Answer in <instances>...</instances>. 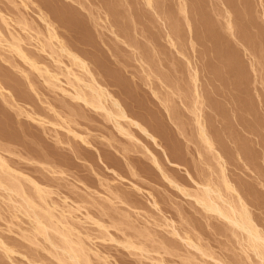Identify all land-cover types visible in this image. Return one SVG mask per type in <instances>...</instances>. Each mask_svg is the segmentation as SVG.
Here are the masks:
<instances>
[{
    "label": "rangeland",
    "instance_id": "obj_1",
    "mask_svg": "<svg viewBox=\"0 0 264 264\" xmlns=\"http://www.w3.org/2000/svg\"><path fill=\"white\" fill-rule=\"evenodd\" d=\"M14 40L59 81L30 69ZM0 41V154L12 170L0 179L37 202L29 181L42 186L92 264H264L194 198L208 182L241 196L264 232V0H0ZM64 67L93 75L149 136L70 96ZM8 192L0 264H62Z\"/></svg>",
    "mask_w": 264,
    "mask_h": 264
},
{
    "label": "bare ground",
    "instance_id": "obj_2",
    "mask_svg": "<svg viewBox=\"0 0 264 264\" xmlns=\"http://www.w3.org/2000/svg\"><path fill=\"white\" fill-rule=\"evenodd\" d=\"M151 3V2H149ZM229 28L232 27V24L229 22L228 23ZM3 36V35H2ZM16 41V40H14ZM18 41H16L17 43ZM10 43V46L18 53V55L21 56L27 63V65H30V69H36L39 72L45 71L46 74L49 75V80L46 78V82L50 85L52 79H56L57 76L61 74V72H54L57 73L58 75L55 76L53 75L54 73H51V70H48L46 67L41 69V66L37 64V62H34L35 60L28 57L22 50V48L19 46L17 43ZM1 44V41H0ZM3 45V44H2ZM9 46V48H10ZM65 54L69 56V58H73L74 61L80 65L81 67L85 68L86 65L84 62L81 60V58L77 55L74 54L72 51H69L65 49L64 47L62 48ZM14 52V51H13ZM32 59V60H31ZM55 59V58H54ZM56 60V59H55ZM54 60V61H55ZM59 60V59H58ZM56 62V61H55ZM61 62V60H60ZM60 62L58 61V66L59 68ZM63 63V61H62ZM65 64V63H63ZM65 66V65H64ZM32 67V68H31ZM67 67V65H66ZM88 67V66H87ZM65 68V67H64ZM71 68V67H70ZM66 69L68 73L66 75H70L73 78L71 79V82H69L70 86L73 88V92L67 90L66 88H63L62 86L60 87L63 92H69L70 91V96H72L75 100H81L83 101L86 105H89L93 107L94 109H99L105 112L106 117L110 119L117 128L121 132H125L127 135H130L127 129H125L120 121L122 119H126L128 123H131L137 127H139L143 132L146 133V128L142 127L140 124H138L136 121L133 119L129 118L124 112V109L120 106L119 102L117 100H114L113 98L111 99L109 92L103 88L99 83H97L96 79L92 76H90V79L86 81L84 78H82L80 75L74 73V71ZM62 70V69H60ZM89 70V69H88ZM86 70V72H88ZM35 71V70H34ZM51 71V72H50ZM91 72V71H90ZM44 73V72H43ZM60 73V74H59ZM89 74V73H88ZM40 75V74H39ZM45 77V76H44ZM69 77V79H70ZM67 79V77H66ZM45 80V79H44ZM58 80V78L56 79ZM55 80V81H56ZM75 81L73 83L72 81ZM59 81V80H58ZM57 81V82H58ZM70 81V80H67ZM68 83V82H67ZM1 87V86H0ZM68 94V93H66ZM110 101L114 106L113 109L109 108L107 102ZM109 103V102H108ZM199 116V115H198ZM200 117V116H199ZM199 119V118H198ZM198 125L200 129V134L201 137L204 141V143L211 149L214 148L212 141L210 137L207 134V131L205 129V126L203 123L198 120ZM148 131V130H147ZM148 134V132L146 133ZM150 134V133H149ZM148 134V136H149ZM220 157V156H218ZM222 160V156L219 158ZM221 163V162H220ZM222 168V173L223 176L224 174V167L223 164L221 165ZM0 171L6 174V172H12L4 158L0 154ZM3 173V174H4ZM12 178H13V174ZM7 176V175H5ZM16 176V175H15ZM7 178V177H6ZM10 179L9 177L7 178L6 181ZM18 180V179H16ZM10 182V181H8ZM33 185V189L35 190L34 192L37 193V198L42 202H37V199L32 196L31 194H28L27 191L25 190V187L21 185V183H15L14 181L10 182V184L5 183V181L0 179V187L6 191H9L8 194L10 193V197L16 196L20 197L22 199V203L20 206L23 207L26 215H28L35 223L37 227L38 233H41L42 235L45 236L46 239H48L54 246L59 248L62 252L61 255L57 256L58 260L62 264H92L91 259L89 258L90 255L87 253V249L84 246V242L82 243L81 238H75L74 236L76 235L75 230H77L74 225H70L69 222L66 221L67 217L65 212L60 213L61 215L59 218L54 214V211H56V206L51 205L46 201V192L40 186L38 183L34 182L33 180L29 181ZM223 182L225 185V188L229 192H236L237 190L229 183V181L226 179L224 176ZM189 194V193H188ZM190 195V194H189ZM238 204L233 203L232 201L228 200L222 192L214 187L211 183H206V184H200L199 191L194 195V198L197 203H199L206 211L211 212L216 214L217 216L225 219L230 225H232L235 228H238L241 230L244 235H245V240L248 243L249 247L254 251V253L261 259L262 263H264V232L258 227V225L255 223L247 205L244 203L243 199L241 196H238ZM14 199H12L13 201ZM10 201V200H9ZM15 201V200H14ZM17 203V201H15ZM19 206V205H18ZM58 210V209H57ZM50 232L52 234H56L54 236H58L57 238L60 239L57 244H55L54 240H50L49 234ZM79 234V232H78ZM51 236V235H50ZM77 236V235H76ZM52 239V238H51ZM58 239V240H59ZM190 241V240H189ZM127 246L129 248H134V249H139L136 244L132 241H126ZM192 245V243H191ZM193 246V245H192ZM55 247V248H56ZM194 247V246H193ZM141 250L143 251V248L140 247ZM198 250H200L198 247H196ZM201 248V247H200ZM90 251V250H89ZM204 253L205 251L202 250ZM205 254V253H204Z\"/></svg>",
    "mask_w": 264,
    "mask_h": 264
}]
</instances>
